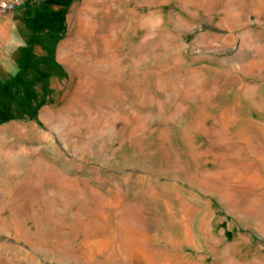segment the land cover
Wrapping results in <instances>:
<instances>
[{"label":"rangeland","instance_id":"374dc122","mask_svg":"<svg viewBox=\"0 0 264 264\" xmlns=\"http://www.w3.org/2000/svg\"><path fill=\"white\" fill-rule=\"evenodd\" d=\"M21 9L0 17V264H264V0Z\"/></svg>","mask_w":264,"mask_h":264},{"label":"built area","instance_id":"2783aa9c","mask_svg":"<svg viewBox=\"0 0 264 264\" xmlns=\"http://www.w3.org/2000/svg\"><path fill=\"white\" fill-rule=\"evenodd\" d=\"M31 0H0V17H4L23 7Z\"/></svg>","mask_w":264,"mask_h":264},{"label":"crops","instance_id":"0c3cea01","mask_svg":"<svg viewBox=\"0 0 264 264\" xmlns=\"http://www.w3.org/2000/svg\"><path fill=\"white\" fill-rule=\"evenodd\" d=\"M24 6H25V5H24ZM24 6H23V7H24ZM21 8H22V7L18 8L17 10H19V9H21ZM17 10H16V11H17ZM21 10H22V9H21ZM22 13H24V10L22 11ZM0 43H2V42H0ZM0 46H1V44H0Z\"/></svg>","mask_w":264,"mask_h":264}]
</instances>
